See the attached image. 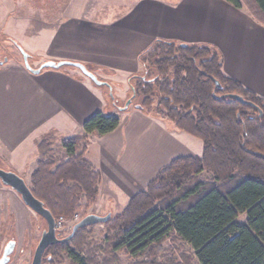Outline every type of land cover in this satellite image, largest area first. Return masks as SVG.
Wrapping results in <instances>:
<instances>
[{"label": "crops", "instance_id": "obj_1", "mask_svg": "<svg viewBox=\"0 0 264 264\" xmlns=\"http://www.w3.org/2000/svg\"><path fill=\"white\" fill-rule=\"evenodd\" d=\"M67 11L68 18L39 38L47 41L46 57L30 58V66L83 64L97 77L111 76L117 97L112 99L109 88L96 86L73 68L34 75L24 62L1 60L0 168L5 171L31 176L45 141L53 144L50 156L58 151L67 160L62 142L86 136L84 159L100 175L99 197L124 208L174 160L201 157V140L136 107L119 110L127 96L123 84L141 74L139 57L158 40L217 51L224 76L264 98V24L245 7L236 9L225 0H136L128 11L106 21L72 17L71 6ZM98 112H120V126L103 137L87 135L84 123ZM5 189L11 188L0 181V230L5 220L1 208L13 196ZM25 216L18 220L14 215L17 237L29 224Z\"/></svg>", "mask_w": 264, "mask_h": 264}, {"label": "trees", "instance_id": "obj_2", "mask_svg": "<svg viewBox=\"0 0 264 264\" xmlns=\"http://www.w3.org/2000/svg\"><path fill=\"white\" fill-rule=\"evenodd\" d=\"M225 1L236 9L245 6L264 24V0ZM139 62L144 75L129 79L132 104L137 101L149 113L157 103L156 116L201 140L204 148L201 157L174 160L146 191L131 198L122 214L104 224L118 231L116 250L143 255L176 234L193 249L199 264H264V98L225 77L220 54L207 47L158 40ZM120 124L117 115L98 112L83 128L87 135L103 137ZM48 140L41 146V158L53 145ZM86 140H64L67 160L55 170L53 163L40 160L32 174V194L56 220L76 211L81 194L89 204L96 202L99 176L84 159ZM205 171L216 184L189 187ZM244 214L246 222L239 223ZM62 247L74 264H88Z\"/></svg>", "mask_w": 264, "mask_h": 264}, {"label": "rangeland", "instance_id": "obj_3", "mask_svg": "<svg viewBox=\"0 0 264 264\" xmlns=\"http://www.w3.org/2000/svg\"><path fill=\"white\" fill-rule=\"evenodd\" d=\"M135 1L136 0H0V61L8 58L9 61L19 60L23 62V57L17 49L16 44L28 53L30 58H39V56L42 58L46 57V51L48 49L47 41L39 38H45V30L55 28L60 20L69 17L67 10L70 6L72 17L79 19H86L88 17L92 20L106 21L111 17L121 15L123 12L128 11L134 5ZM244 7L245 6L242 5L241 9H244ZM140 75H144V70ZM98 78L100 81L107 82L113 87V94L116 98L117 82H115L111 76L99 74ZM129 81L130 80L123 84L122 87V89H125L127 92V96L125 92L126 99L119 103L121 107H124L132 96ZM104 91L108 94V89L104 88ZM156 104L157 103L152 106L149 113L155 115L154 110L157 106ZM136 105H138V102L134 101L128 111L134 110V108L137 107ZM117 114L121 115L120 112H117ZM169 123L173 124V127L177 129L174 123ZM84 145H86L85 142L82 143V147ZM60 147L64 150L62 145ZM58 153L59 152L56 151V155L50 156L51 153L49 152L44 158H40L38 162L42 160L44 162L53 163L54 167L52 170H55L62 162L66 161L64 155ZM38 162L34 171L38 166ZM93 171L97 173L94 169ZM33 172L31 176L18 175L24 180L26 179L27 185L30 186L32 184ZM98 176V196L96 202L89 204L86 195L81 194L77 209L71 216L65 214L58 216V219L64 218L66 220L67 226L65 231L57 232L60 240L69 237L72 234L74 226L86 216L93 214L107 216L108 213H111L112 218H115L126 209V207L123 208V206H120L116 201L111 205L110 201H107L106 198L104 203L99 197L101 178L99 174ZM197 182H201L207 186L216 184L212 174L206 171L195 177L189 183V187ZM5 190L12 192L13 196L9 202L4 201L1 208L5 220H3L0 230V259L2 258L5 246L10 241L14 240L17 244L16 250L9 264H32L34 253L42 233L47 230V224L45 220L25 206L16 192L12 189ZM159 204L160 202L156 203V205ZM23 214L26 215L25 219L29 221V224L27 225V221L25 220L26 223L24 226H27L24 227V230H22L17 237L14 228V215L18 220H22ZM28 216H31V218ZM246 219L247 216L244 214L239 217L238 222L245 223ZM117 236L118 231L115 229L105 226L104 224L94 225L79 230L72 240L64 243L62 246L74 250L75 253L86 260L88 264H199L193 249L178 238L176 234L170 235L161 244L152 246L148 252L138 256L131 255L126 249L116 250L115 243L117 241ZM62 246L58 247L55 245L49 247L44 255L43 264H74L66 253V249Z\"/></svg>", "mask_w": 264, "mask_h": 264}, {"label": "water", "instance_id": "obj_4", "mask_svg": "<svg viewBox=\"0 0 264 264\" xmlns=\"http://www.w3.org/2000/svg\"><path fill=\"white\" fill-rule=\"evenodd\" d=\"M181 45L182 47L188 46L186 44H181ZM16 46L23 57L25 68L32 74L38 75L43 70L46 69L60 70L66 67L73 68L79 70L85 77L90 79L96 86L109 88L111 98L115 99L113 94V88L111 87V85L108 84L107 82L100 81L99 78L93 72H91L85 65L80 63H73V62H46L42 64L38 69H33L29 63L30 55L26 53L19 45L16 44ZM5 61H7V59ZM2 64L3 62L0 63V65ZM215 84H216V88L220 90L221 85L219 84V82L216 81ZM228 97L237 100L238 102H240L245 106L256 108V106L253 103L244 100V98L241 96L231 95ZM132 98L129 99L126 105L123 108H120L119 110L127 111L132 104L133 101ZM136 108L137 110H141L139 106H137ZM0 181L4 186L9 187L14 192H16L21 197V200L23 201L25 206H27L33 213H35L43 220H45L47 224V230H45L42 233L41 239L34 253L32 264H43L44 255L49 247L58 244L67 243L73 239V237L79 230L94 225L105 224L111 219L110 214L104 217L94 214L86 216L83 220H81L78 224L74 226L72 230V234L69 237L60 240L56 232V219L54 218L52 213L45 208L44 204L34 197L29 186L27 185V183L23 178H21L19 175H17L14 172H8L0 168ZM16 245H17L16 241L13 240L10 241L5 246L2 258L0 259V264H9L11 262V257L16 250Z\"/></svg>", "mask_w": 264, "mask_h": 264}, {"label": "built area", "instance_id": "obj_5", "mask_svg": "<svg viewBox=\"0 0 264 264\" xmlns=\"http://www.w3.org/2000/svg\"><path fill=\"white\" fill-rule=\"evenodd\" d=\"M66 229H67L66 220L64 218L57 219L56 220V232L65 231Z\"/></svg>", "mask_w": 264, "mask_h": 264}]
</instances>
